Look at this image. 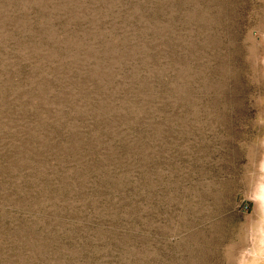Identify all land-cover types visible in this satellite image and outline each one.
<instances>
[{
	"label": "rangeland",
	"instance_id": "1",
	"mask_svg": "<svg viewBox=\"0 0 264 264\" xmlns=\"http://www.w3.org/2000/svg\"><path fill=\"white\" fill-rule=\"evenodd\" d=\"M258 14L264 0H0V264H221Z\"/></svg>",
	"mask_w": 264,
	"mask_h": 264
},
{
	"label": "clouds",
	"instance_id": "2",
	"mask_svg": "<svg viewBox=\"0 0 264 264\" xmlns=\"http://www.w3.org/2000/svg\"><path fill=\"white\" fill-rule=\"evenodd\" d=\"M241 45L255 115L244 123L245 136L237 142L246 161L236 177L243 217L222 238L220 256L221 264H264V16L250 20Z\"/></svg>",
	"mask_w": 264,
	"mask_h": 264
}]
</instances>
